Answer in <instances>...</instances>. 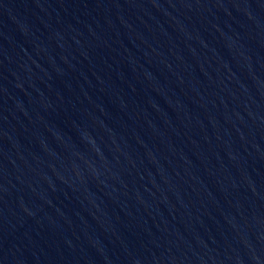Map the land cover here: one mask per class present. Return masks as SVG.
I'll use <instances>...</instances> for the list:
<instances>
[{"label":"water","instance_id":"water-1","mask_svg":"<svg viewBox=\"0 0 264 264\" xmlns=\"http://www.w3.org/2000/svg\"><path fill=\"white\" fill-rule=\"evenodd\" d=\"M0 264H264V0H0Z\"/></svg>","mask_w":264,"mask_h":264}]
</instances>
